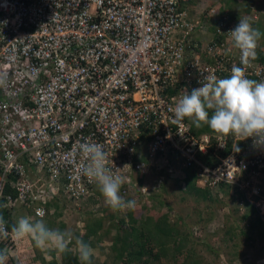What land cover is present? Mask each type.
Here are the masks:
<instances>
[{
	"label": "built area",
	"instance_id": "obj_1",
	"mask_svg": "<svg viewBox=\"0 0 264 264\" xmlns=\"http://www.w3.org/2000/svg\"><path fill=\"white\" fill-rule=\"evenodd\" d=\"M189 1L0 0V72L8 74L0 87V208L23 205L41 219L60 192L108 206L82 174L85 142L102 145L125 200L155 187L139 179L160 186L162 171L179 164L198 166L200 185L226 182L249 200L259 195L264 208V143L175 120L184 91L243 66L230 33L239 20L222 3ZM246 76L264 81V63L251 61ZM210 150L214 166L199 157Z\"/></svg>",
	"mask_w": 264,
	"mask_h": 264
},
{
	"label": "trees",
	"instance_id": "obj_2",
	"mask_svg": "<svg viewBox=\"0 0 264 264\" xmlns=\"http://www.w3.org/2000/svg\"><path fill=\"white\" fill-rule=\"evenodd\" d=\"M198 1L199 0H190L187 6H196ZM220 2L225 4L229 16L235 20L249 17L254 27L261 25L264 27V11L259 15L260 18H258V15L256 18L250 17L252 13L256 14L258 9L261 8L262 2L259 4H256L254 0H220ZM237 6H239V10H233ZM263 6L264 4L262 7ZM214 21L215 20H213V22ZM261 33L263 35V30H261ZM194 37H196V39L202 38L207 41L210 39L211 33L203 36L200 32H195ZM262 42L263 41H258V48L256 50L257 58L255 60L259 63H264V53L261 52L260 46ZM209 114H212L211 110H209ZM197 131L211 132L213 130L207 124H202V127ZM211 152L212 150H210L208 154H200L199 157L204 163L214 166L218 162L213 159ZM167 153L170 154V157H172V155L174 156L170 150H168ZM176 169H180L183 176L176 173L174 171ZM198 169V166L183 167L179 164L175 165L172 173L167 172V170L162 171V180L159 184L162 189L168 186L178 188L183 196L194 198L198 204L202 203L200 208L193 209V211H198L195 216L197 218L194 219L191 213L174 214L175 219L173 223H170L168 222V218L170 215L169 212L172 211V209L169 205L167 206L168 211L165 214L155 215L153 209H149V207L146 208L147 205L142 204V208L139 212L135 209H124V212L127 211L124 216V212H122L121 215L117 210L114 211L109 206L98 205L88 211L91 215L89 214L90 217L84 223V233H78L77 236L82 238L83 241L92 248H95L98 242L104 240V237L111 235V243L107 246L109 253H106V264H153V262L157 264H166L164 259H168V264H197V261H186V258H183L181 261L178 260L179 257L175 256L176 252H174L173 249L172 251L169 250V244H175V248L178 250L183 241H186L189 236L193 235L192 230L195 228L198 229L196 225H191V221L194 222L199 220L200 222V220H202L205 225V222L211 219L213 213L211 203H217V206H227L233 213L237 214L244 223L243 227H240L236 223L230 224L227 226L224 234L233 235L234 232H237L240 228V233L246 238H250V232L253 231L257 232L258 237L264 239V212H261L260 206L256 205V200L259 198V195H252V200H249L245 192L239 190L237 185L226 182H218L213 186L209 184L200 185L197 182ZM146 181V178L139 179L140 184ZM98 193L100 192L98 191ZM132 195L127 198L126 201L135 200L138 202L137 196L139 194L135 195V193H133ZM152 196L157 198L159 194H152ZM93 198L95 199V197ZM62 199H64V194L60 192L58 196H55L46 203L47 206L49 205L53 209V212L47 216L45 222L49 228L60 229L64 227V222H55V220L62 215L60 205H58L59 200ZM98 201L97 199H95L94 202L90 200L91 206H95V202L97 203ZM159 202L163 204L164 200L160 199ZM23 212V206L15 208L14 211L0 208V215H3L9 232L8 239L0 240V249H14L19 245L24 247L26 244L24 243L25 240L23 244H16V239L11 232L12 225L16 223L19 219V215ZM29 213H31V211H29ZM107 223L109 224L106 225ZM111 229L115 230L114 234H112ZM60 230L62 231V229ZM183 234H187L188 236L184 238L182 236ZM32 242L34 244V249L32 248L29 252L31 253L35 250L33 255L34 262H39L40 264H57L55 260H45L40 256L41 253L38 251V247L33 240ZM25 253L26 251L22 250V260H25ZM94 257L93 254L91 257V264H96L93 263ZM61 263L81 264L79 254L73 255L70 252L61 254Z\"/></svg>",
	"mask_w": 264,
	"mask_h": 264
},
{
	"label": "clouds",
	"instance_id": "obj_3",
	"mask_svg": "<svg viewBox=\"0 0 264 264\" xmlns=\"http://www.w3.org/2000/svg\"><path fill=\"white\" fill-rule=\"evenodd\" d=\"M216 2L221 3L220 0ZM222 5L225 7V4L222 3ZM230 33L234 46L241 52L243 66L233 65L229 77L217 79L213 76L209 82L193 89L190 94L184 91L174 108L175 120L180 122L185 117L192 118V124L196 128L207 124L212 130L224 136L232 134L242 138L253 137L256 143H264V81H257L246 76V67L257 58L256 50L262 33L247 17L241 18ZM7 80V72H0V87L6 86ZM236 150L239 151L238 148ZM79 151L89 161L82 168V174L90 182L97 184L108 206L114 211L134 209L136 201H126L120 195L124 180L122 176L114 175L112 169L108 167V156L102 145L85 142L79 145ZM95 199L105 205L103 199ZM95 199L87 200L94 202ZM20 206L23 205H16L8 210L14 211ZM48 208L46 216L38 219L30 209L23 206L24 212L11 227L14 238L18 240L26 236L30 237L37 247L50 245L61 254L68 253L70 245L75 241L81 264H91L93 249L89 244L82 238L74 236L70 230L61 231L47 226L44 220L53 212L49 205ZM51 209L52 212H50ZM38 215L43 217L44 213L40 212ZM8 236L6 221L3 215H0V240H6ZM10 250L13 249H0V264H7L9 256H15V251Z\"/></svg>",
	"mask_w": 264,
	"mask_h": 264
},
{
	"label": "rangeland",
	"instance_id": "obj_4",
	"mask_svg": "<svg viewBox=\"0 0 264 264\" xmlns=\"http://www.w3.org/2000/svg\"><path fill=\"white\" fill-rule=\"evenodd\" d=\"M254 1L256 4L257 2L260 3V0ZM261 2L264 3L263 1ZM214 3H216V0L198 1L200 8L208 7ZM262 3L261 8H259L256 13L258 18H260L259 15L262 13ZM238 8L239 6L235 7L233 10H237ZM261 46L264 47V41ZM153 179L154 177L151 176L147 178L148 184L151 186L155 184V187H152L151 193L148 196H137L138 202H136V206L134 208L136 211L139 212L142 208V204H146V208L149 207V209H153L155 215L165 214L168 211L167 206L169 205L172 209V211L169 212L170 215L168 218V222L170 223H173V220L175 219L174 214L191 213L193 214L194 219L197 218L195 216L198 211H193V209L200 208L202 203L198 204L194 198L183 196V194L179 192L178 188L168 186L165 189H162L158 186V181L157 183H154ZM152 194H159V196L154 198ZM160 199L164 200L163 204L159 202ZM98 202L99 206H105L101 201ZM216 204L217 203H211L213 213L211 219L206 221L205 225L202 220H200V222L199 220L194 221L196 223L191 221V225H196L198 229L195 228L192 230L193 235L189 236L186 241H183L178 250L175 248V244L173 245L172 243L169 244V250L172 251L173 249V251L176 252L175 256L181 258H178V260L181 261L183 258H186V261H197V264H264V239L258 237L257 232L253 231L250 232V238H246L242 235V233H240V228L237 232H234L233 235L224 234V231L230 224L232 225L233 223H236L240 227H243L244 223L239 216L233 213L227 206H217ZM58 205H60L62 215L58 217L55 222H64V227L60 229H62V231L70 230L76 237H79L77 236L78 233L83 234L84 223L91 215L88 211L94 208L91 206L90 200L84 199L81 202H76L66 197L59 200ZM50 212H52V209ZM126 212L123 213V216ZM261 212H264V208H261ZM96 214L99 217L97 212ZM44 222H46V220H44ZM108 224L109 223L106 225ZM111 232L114 234L115 230L111 229ZM110 236L104 237L103 241L97 243V247L92 248L95 256L93 263L106 264V253H109L107 246L111 243ZM182 236L185 238L188 235L183 234ZM24 240V243L26 244L22 247V245L19 244H23ZM15 242L16 244L18 243L19 246L10 250L15 251V256H9L7 261L8 264H40L39 262L36 263L33 261L35 250L31 253L29 252L32 248L34 249V244L30 237L26 236L23 239H16ZM22 250L26 251L25 260H22L21 257ZM38 251L41 253L40 256H42L45 260H55L57 264H62L61 254L50 245L38 247ZM69 252L73 255L78 254L75 241H73L70 245ZM164 262L168 264L169 261L168 259H164ZM155 263L156 262H153V264Z\"/></svg>",
	"mask_w": 264,
	"mask_h": 264
},
{
	"label": "crops",
	"instance_id": "obj_5",
	"mask_svg": "<svg viewBox=\"0 0 264 264\" xmlns=\"http://www.w3.org/2000/svg\"><path fill=\"white\" fill-rule=\"evenodd\" d=\"M261 1H263L264 2V0H260V2ZM258 4H259V2H257ZM262 4H264V3H262ZM259 10V9H258ZM263 10H264V6H263V8L261 9V12L263 13ZM255 28H258L260 31L261 30H263V35H262V37H261V39L259 40L260 42L261 41H264V27H263V25H261V26H256ZM261 46V45H260ZM261 52H263L264 53V47L263 46H261Z\"/></svg>",
	"mask_w": 264,
	"mask_h": 264
}]
</instances>
